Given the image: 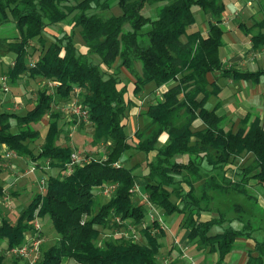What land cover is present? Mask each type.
Segmentation results:
<instances>
[{
	"label": "trees",
	"instance_id": "obj_1",
	"mask_svg": "<svg viewBox=\"0 0 264 264\" xmlns=\"http://www.w3.org/2000/svg\"><path fill=\"white\" fill-rule=\"evenodd\" d=\"M109 1L0 0V26L12 23L18 34L13 41L0 40V48L14 55L5 74L7 83L14 85L23 76L45 82L25 115L0 114V179L3 148L33 162L47 161L58 170L54 175L42 171L44 192L33 196L15 223L10 216L0 217V240L8 242V253L14 256L11 248L22 245L28 235H36L42 242L35 264H159L158 238L166 230L155 221L139 229L137 238L144 242L117 233L100 238L103 229L144 223L148 207L140 198L135 202L132 191L141 178L142 193L164 219H179L177 227L186 232L191 248L215 254L216 264H223L236 241L248 240L253 249L245 264H264V240L254 237L262 228L261 212L256 213L257 197L248 189L264 190V126L259 118L250 122L245 118L237 130L226 131L216 114L218 105L206 107L208 99L219 94L216 81L209 80L215 72L254 82L264 76V69L244 72L223 66L224 0H114L120 14L106 17L101 12L111 9ZM145 4L155 7L154 15L143 14ZM193 6L213 19L206 36L188 32L195 23ZM64 23L69 31L61 28ZM54 27L60 28V36L52 32L47 38ZM244 31L254 48H264V20ZM77 33L84 53L75 42ZM122 69L133 80L123 84ZM48 82H55L56 87H49ZM148 84H153L150 92L154 95L159 88L162 93L145 107L147 122L131 136L126 131L127 113L135 103L129 92L137 98ZM74 89H79L78 104L88 112L92 144H107V148L104 159L91 158L66 175L71 154L76 152L73 135L70 130L63 133L62 127L63 114L64 118L70 115L54 110L53 105L60 101L66 105ZM45 118L43 143L34 152L30 144L41 138L35 126ZM72 119L75 124L77 120ZM196 120L203 127L193 130ZM61 136L66 137L65 146L57 144ZM162 136L167 138L164 143ZM131 150L143 153L145 160L127 167L124 155ZM245 155H251L250 163L236 167V160ZM141 165L145 172L134 173ZM104 185L115 189L97 207ZM225 196H243L245 204L219 210L218 202ZM213 210L215 217L202 219V214ZM230 214L233 217H227ZM37 217L48 218L58 236L47 249L42 248V227L34 226ZM174 247L179 257L180 247ZM14 257L29 264L28 259Z\"/></svg>",
	"mask_w": 264,
	"mask_h": 264
},
{
	"label": "crops",
	"instance_id": "obj_2",
	"mask_svg": "<svg viewBox=\"0 0 264 264\" xmlns=\"http://www.w3.org/2000/svg\"><path fill=\"white\" fill-rule=\"evenodd\" d=\"M226 2L228 8L230 9V12L235 13H233L234 18L232 20L230 18L229 23L231 24L228 23L229 25H220L225 30V35L223 37L224 45L222 48L223 55L221 53V61L223 66L226 69L234 68L244 72H255L264 69V48H254L250 40V36L247 35L244 31V28L248 29L254 24L251 22H260L264 20V17L256 20L254 15L257 14V12H253L251 10L252 8H254L252 4H257V6L262 10V8L264 7V0H226ZM246 9L248 11H246ZM205 16L209 23L213 22V19L210 15L205 14ZM241 17L242 20H240ZM226 18L229 19V17ZM241 25L244 27H241ZM194 26L195 24L191 26L192 28H194V31H200L203 36L207 35L208 28H202L200 25L198 29H195ZM63 30L69 31V28H63ZM240 32L245 33L244 42H241L237 37L239 36L237 33ZM17 35V30L12 23L0 26V40L13 41L14 39H16ZM77 46L80 52H85V49L84 47H82V45ZM250 54H254V58H252ZM0 57L1 77L6 76L5 74L7 70L12 66L14 55H11V53L7 52L5 48H0ZM209 80L210 82H212L213 80L216 81V84L219 87V94L216 96H211L206 103V107L208 109H213L218 105V107L216 108V114L222 118V125L226 131L230 130V128L228 127L233 125L234 127L231 128L234 129V131L235 129L237 130L243 125L242 121L245 118H248V122L252 121L254 118H259L264 126V76L260 77L257 82H254L251 80H237L231 77H221L219 72H215L213 75H211ZM43 85H45V82H42L39 79H31L29 77L23 76L14 85L7 83L8 91L5 92L3 91L2 84L0 82V114L9 113L18 116L25 115L29 110L33 108L36 100V93ZM128 89H130V86L128 87ZM72 95L73 93L71 94V96ZM129 96V98H131L135 103V111L137 107V112H139L141 110L140 104L142 103H140L139 100L141 98L140 95L137 98H134L129 92ZM154 97L157 98L156 95ZM62 105L65 104L60 101L59 103L53 105V107L55 109H59V107H62ZM143 118L145 120L144 123H146V117L143 116ZM10 121L13 131L17 130L15 126V120L12 119ZM65 123L66 126H63L64 133H68V130H70L71 125L73 124L69 118H66ZM126 125L128 126V118ZM193 126H200L202 128L203 124L200 120H196L194 121ZM35 128L41 131V138H39V145H33V147H31L32 144H30V148L32 149H38L43 143V133H46L47 129L46 118L43 119L38 125H36ZM128 134L130 135V133ZM166 140V136H162L160 139L162 143H164ZM57 144L65 146L66 137L64 139H61L60 137ZM5 150L6 148H3V152ZM41 162L44 161L33 162L29 157L17 155L7 161L3 159L0 179V185L2 188V191L0 193L1 219L10 216L11 220H13V213L16 214L18 210L22 211V209L30 204L33 196L38 192V181L43 178V173L40 172L39 167H37V170L33 174H22L21 176L20 174L22 172L24 173V171L29 166L38 165ZM141 183L142 182L139 181L138 183H136L139 190H141ZM209 214L210 213L202 214V219H210L212 216H210ZM174 224V222L173 224H169L171 234ZM177 229L179 228L177 227ZM179 230L181 237L179 247H182V249H187L188 243L185 239L186 232L181 229ZM241 240L246 245L245 249H243L246 251L245 254L241 252V254L237 255L232 251L229 255H227L223 264H242V260L245 257L247 260V254L248 252L252 251L253 243L248 240ZM199 254H202L201 258L204 257L203 252H200ZM199 254H196L197 257ZM215 256L213 264H216L217 256Z\"/></svg>",
	"mask_w": 264,
	"mask_h": 264
},
{
	"label": "rangeland",
	"instance_id": "obj_3",
	"mask_svg": "<svg viewBox=\"0 0 264 264\" xmlns=\"http://www.w3.org/2000/svg\"><path fill=\"white\" fill-rule=\"evenodd\" d=\"M70 2L72 3L73 0H70ZM224 2H225V11L223 12L221 19L224 20V19H226V17H229L232 20L234 18L233 13H235V12H230V9L228 8V6L226 4L227 3L226 0H224ZM109 5H110L111 9L104 11V12H101V13H103L104 16L107 17L110 15L120 14V9L115 5L114 0H110ZM252 6L254 8H252L251 10L253 12H257V14L254 15L255 19L259 20L260 18H263L264 17V7L261 10L257 6V4H252ZM154 9H155L154 6H149V5L145 4L142 12L145 16H152L155 13ZM192 10H193V14L195 17V23H194L195 29H198V27H200V25L202 28H205V29L208 28L209 22L207 21V18L205 16V14L203 13V11L198 6H193ZM246 11H248V10L246 9ZM235 18H236V16H235ZM240 20H242V17L240 18ZM251 23H254V21ZM229 24H231V23H229ZM61 28L63 29V28H69V27L66 23H64V24H62ZM59 29L60 28L54 27L52 29V31L48 30V32L46 33L47 38H50V35H52V32L58 33L57 36H60V33L58 32ZM192 31H194V28L189 27L188 32H192ZM237 34L239 35V36H237L239 38V40L241 42H244V38H245L244 34L245 33L240 32ZM74 39H75V42L77 45L82 44L81 37L78 33L75 35ZM181 40L184 41L185 36H182ZM221 53L223 55V49L221 50ZM11 55H12V53H11ZM137 70H139L138 67H137ZM210 77H211V75L209 76V78ZM120 79L123 81V84H124L125 82H127L129 80H133V77L129 73H127L124 69H122L120 71ZM153 87H154L153 84H148L143 88L142 92L140 93L141 98L139 100H140V103L142 102L140 104L141 110L139 112H137V107H136V111H135V108L132 107L127 113L128 126H127L126 131L128 133H130L131 136L133 135L134 131L137 128L138 129L143 128V126L145 125L144 124L145 120L143 118V116H144L143 113H144L145 107L148 105L149 102H153L155 100L154 93L150 92L153 89ZM65 106L66 105H62V107H59V109L62 108V110H63V108ZM53 109L56 110L54 107H53ZM63 111L66 113L65 110H63ZM66 115H68V114L66 113ZM67 118H69V117H67ZM65 122H66V117L64 118V114H63V118H62V124L63 125H62V127L66 126ZM231 127H234V125L228 127V128H230V130L234 131V129H232ZM192 128H193V130H198L201 127L200 126H198V127L193 126ZM91 132H92V126L87 124V123H84V122H82L79 125V127H77L73 131V134H72L73 136L71 138H72L73 144L75 145V151L77 152V154L79 153L80 156H82V157L88 156V157L93 158V159H104L107 144H100L98 146H94L92 144V138L90 137ZM63 133H64V128H63ZM44 135H45V132L43 133V136ZM59 139H60V137H59ZM61 139H64V137L61 136ZM39 143H40V141L37 140L36 143L32 144L31 147H33V145L37 146V145H39ZM38 149L33 148V151L36 152V151H38ZM124 156H128V160H127L128 166L127 167H131V165H133L135 163H142L145 160V155L143 153H135L132 150L128 151L126 153V155H124ZM250 156L251 155H245L242 158H239L238 160H236V162H235L236 167L248 165L250 163L249 162ZM38 167H39L40 172L49 171L48 174H50V175H54V174L58 173V170L56 168L55 169L50 168L49 162H47V161L41 162L40 164H38ZM144 172H145L144 165H141V167L137 171H135L134 173L141 174ZM227 173L230 174L229 171H227ZM22 174H23V172L20 174V176ZM137 181L142 182V179L138 178ZM254 187L248 188L250 190L249 193L250 194L252 193L257 197V200L255 202V208L257 209L256 213L258 211H260L261 212V218H262V221H261L262 222V224H261L262 228L255 231L254 237H256L257 239H260V240H264V215L262 213V211L264 209V203H263L264 202V190L261 189L260 187H255V188ZM140 192L142 193L141 190H140ZM108 197H109L108 195H105L104 193L102 194V190H101V192H99V194L97 195V200H96L97 201V207H99L101 204H104L105 202H107ZM138 198H140V197L133 196V199L135 202H138ZM147 198H148V196H147ZM236 203L242 204V205L245 204V200H244L243 196H225L224 200H221L220 202H218L217 208L219 210L225 211L227 207H231L233 204H236ZM19 213H20V211L18 210L16 214H14V213H13L14 215L12 214V218H13L12 221L14 223L18 219ZM150 214H153V213L152 212L149 213V211L146 212V217H145L144 223H147V225L151 224L150 217H149ZM226 214H227V212H226ZM209 215L212 217L216 216V211L213 210ZM233 215L234 214H230L227 217L230 218V217H233ZM162 218L164 219L163 216H162ZM175 219L176 218L163 220L168 229L165 228V230H166L165 235L162 237L160 236L158 238V241L160 243V248H159V251L157 254L159 264H170L171 261H173L174 264H187V263H189V259L184 258L182 252L180 253L179 257H177V253H176L177 250L174 249L175 248L174 246L178 247V245L180 244V240H181L180 230L177 229L179 219H176V220ZM35 220L39 223V225L43 229L42 230V236L44 238V243H43L42 248L47 249L48 247H50L54 243H56L58 236H57L56 232L53 230V228L51 226V222L48 218H41V217L38 218L37 217ZM173 222L175 224H174L172 234H171L169 224L170 223L173 224ZM144 223L139 227H131L130 228V226L126 225L123 229H121V228L120 229L114 228V229H109V230L103 229L102 232L104 235H102V237H100V238H103V239L108 238V236L110 234L117 233L116 235L118 237L132 238L135 242H138L140 240V239H137V236H139L138 235V233L140 231L139 229L143 228L142 226L145 225ZM234 226H235V224H234ZM156 232H158V231L156 230ZM140 241L144 242V239L142 238V240H140ZM175 241H177L178 243H175ZM7 246H8V242L6 240H0V256H2V258H3L2 264H13V262L17 259H18L17 260L18 264H25L24 260L19 259V258L15 259L16 257L10 255L8 253ZM245 246H246L245 243L241 239H239L236 242L235 249L233 250L234 254L239 255V254H241V252H243L245 254L246 251L243 250V249H245ZM172 249H174V250H172ZM179 250H181V249H179ZM184 252H185L186 256H188L192 259L194 264H213L215 255L204 252V254H203L204 257L201 258L202 254H199L200 252L197 249L191 248L189 244L187 246V249L184 250ZM196 254H199L198 257ZM199 258H201V259H199ZM245 262H246V257L243 258L242 264H245ZM65 264H74V262L68 261Z\"/></svg>",
	"mask_w": 264,
	"mask_h": 264
},
{
	"label": "built area",
	"instance_id": "obj_4",
	"mask_svg": "<svg viewBox=\"0 0 264 264\" xmlns=\"http://www.w3.org/2000/svg\"><path fill=\"white\" fill-rule=\"evenodd\" d=\"M229 21H230V18L229 19L226 18V19L222 20L221 24L226 25V24L229 23ZM250 56L252 58H254V54H250ZM0 82L2 84L3 91H5V92L8 91L7 77L6 76H1L0 77ZM48 86L51 87V88H54V87H56V83L55 82H48ZM78 93H79V89H74L73 90V95L70 97L69 102L63 108V110H65L66 113L71 116L70 117L68 115L70 121L73 120L72 117L77 120V122H75V124L71 125L70 136L72 135V132L78 126V122L79 121H82L84 123L89 124L87 110L83 109L82 106L79 105L78 102H77ZM161 93H162V88L161 89L159 88L155 92L156 96H160ZM14 156H15V154L10 152V151H8V150H5L3 152V159L6 160V161L9 160L10 158L14 157ZM90 159L91 158H81L79 153L77 154V152H73L71 154V157H70V163L67 164V168H66L65 174L69 175L73 171L74 166H76L77 164H80V163H86ZM36 170H37L36 165L29 166L24 171L23 175L33 174ZM114 189H115V186H106V185H104V186L101 187L102 194L104 193L105 195H110L113 192ZM44 190H45V179L41 178L38 181V191L39 192H44ZM132 191H133V193H135L136 196L140 197V199L143 202V204H145L148 207L149 213L150 212L153 213V214L149 215L151 223L155 221L161 226L162 229L167 228V226L165 225V223L163 221L164 219L162 218V215L149 202V200L147 198V195L144 194V193H141L140 190L138 189L137 185H135V187L133 188ZM115 222L117 224H122V222L118 218L115 219ZM144 224L145 225H143V227H145L147 225V223H144ZM34 226H35V228L37 230H39L40 227H39V224L37 223V221L35 222ZM41 242H42V240L40 238L36 237V235H34L33 237L28 235L27 238H26V241L22 245H20L18 247L11 248L10 253H12L14 256L28 259L29 264H35L37 259L40 256L39 246H40ZM175 243H178V242L175 241ZM178 246H180V245H178ZM180 249H181V252L183 253V257L186 258V259H189V263H187V264H194L192 259L190 257L186 256V254L184 252L185 249H182V247H180Z\"/></svg>",
	"mask_w": 264,
	"mask_h": 264
}]
</instances>
